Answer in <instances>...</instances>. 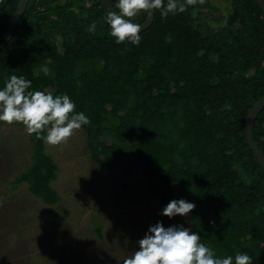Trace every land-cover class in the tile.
I'll return each mask as SVG.
<instances>
[{
    "label": "trees",
    "instance_id": "trees-1",
    "mask_svg": "<svg viewBox=\"0 0 264 264\" xmlns=\"http://www.w3.org/2000/svg\"><path fill=\"white\" fill-rule=\"evenodd\" d=\"M20 1L0 0V44ZM178 3L186 11L155 10L137 46L116 43L102 0H30L0 51V87L16 75L30 90L69 95L90 118L81 129L97 164H123L110 160L123 155L145 172L151 198L195 204L193 230L218 256L243 252L264 264V172L244 131L264 95V13L255 0H231L225 25L212 28L202 18L209 2ZM252 135L264 153V109ZM31 139L32 165L14 184L53 204L58 166L46 141Z\"/></svg>",
    "mask_w": 264,
    "mask_h": 264
},
{
    "label": "rangeland",
    "instance_id": "rangeland-1",
    "mask_svg": "<svg viewBox=\"0 0 264 264\" xmlns=\"http://www.w3.org/2000/svg\"><path fill=\"white\" fill-rule=\"evenodd\" d=\"M205 1L213 8L202 12L203 22L225 25L231 0H199ZM87 143L81 128L59 145L45 142L58 166L50 184L59 199L50 204L34 197L27 182L14 184L32 165L33 142L22 123L0 122V264H124L158 221L194 231L190 213L161 215L168 203L149 196L143 169L130 167L120 154L110 160L123 164H97Z\"/></svg>",
    "mask_w": 264,
    "mask_h": 264
},
{
    "label": "clouds",
    "instance_id": "clouds-1",
    "mask_svg": "<svg viewBox=\"0 0 264 264\" xmlns=\"http://www.w3.org/2000/svg\"><path fill=\"white\" fill-rule=\"evenodd\" d=\"M194 0H187L191 5ZM116 10L108 11L105 22L116 43L126 40L139 46L142 25L133 22L138 13L152 14L161 10V16L186 11L184 3L178 0H118ZM96 24L89 26L95 32ZM49 75V69L43 68ZM32 82L16 75L10 76L0 87V122L22 123L28 134H35L51 145H59L73 135L74 130L90 124V118L83 112H76L75 102L69 95H53L46 90H30ZM47 131L46 137L41 134ZM195 204L186 199L171 200L161 215L174 218L187 216ZM138 249L124 264H252L248 254L218 256L215 250L201 242L200 234L183 225L166 227L163 221L150 225L144 237L138 241Z\"/></svg>",
    "mask_w": 264,
    "mask_h": 264
},
{
    "label": "water",
    "instance_id": "water-1",
    "mask_svg": "<svg viewBox=\"0 0 264 264\" xmlns=\"http://www.w3.org/2000/svg\"><path fill=\"white\" fill-rule=\"evenodd\" d=\"M29 1L30 0H21L20 1L18 8L15 12L14 18H13V20L10 24V27L6 33V36L3 40V42L0 44V51L9 43L11 38L14 36L15 30H16L19 22L21 21L24 13L26 11V8H27ZM102 1H103V4H104L107 12L115 10L111 0H102ZM255 1L258 3L259 7L261 8V10L264 13V0H255ZM154 18H155V11L152 14H148L147 19L141 24L142 25L141 33L144 32L145 30H147L152 25ZM263 109H264V95L254 105V107L250 111V113L247 117V120L245 122L244 131H245L247 143L250 146L251 150L254 152V155L256 156L257 161H258L262 171L264 172V153H263V151H261V149L257 145V143L254 140L253 135H252L253 123Z\"/></svg>",
    "mask_w": 264,
    "mask_h": 264
}]
</instances>
